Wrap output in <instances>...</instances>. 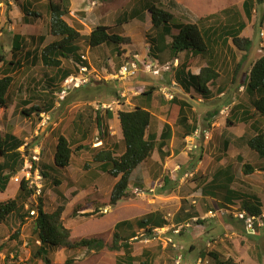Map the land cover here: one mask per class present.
<instances>
[{
  "label": "rangeland",
  "instance_id": "374dc122",
  "mask_svg": "<svg viewBox=\"0 0 264 264\" xmlns=\"http://www.w3.org/2000/svg\"><path fill=\"white\" fill-rule=\"evenodd\" d=\"M22 1L25 4L17 6L16 2L21 4ZM170 1L155 0V3L173 15V23L186 20L197 23L200 17L203 18L223 9L235 8L237 12L232 15L233 18L230 22H227L225 16L221 15L215 21H207L204 25L212 24V27L219 28L225 26L227 22L228 26L224 29L228 30L231 28L230 25L237 27L241 18L244 27L240 31V35L251 39V47L246 54L238 51L228 36L230 48L226 53L236 54L237 61L243 64L242 68L240 66L233 72L231 71L232 73L230 72V75L234 77L233 84L240 81L243 73H246L249 68V58L255 59L262 53L260 44L262 42L264 44V3L256 5L255 10L252 9L250 18L247 19L242 9L243 0H177L183 7ZM141 2H146V0H69L68 13L63 18L83 35L77 53H84L88 57L87 65L90 74L87 83L70 86L65 95L59 94L63 88L64 80V78L62 80L59 78L60 71L66 69L70 73H76L77 62L75 59L72 57L63 58L58 71L54 68L38 66L40 63L34 58L32 61L31 58H24L26 51L36 55L40 47L55 39V36L49 33L47 0H4L2 2L3 6H0V29L2 31L0 77L10 74L12 83L7 91V105L0 107V134L10 132L21 139L23 144L19 148L22 153V163L20 162L17 168L10 173L11 177L5 190L0 192V202L14 198L18 193L20 179L26 173H31L33 187L40 186V196L46 212L53 211L60 204L64 205L62 219L64 225L70 230V241L75 242L81 238L95 237L105 243V246L98 250H90L86 247L54 249L49 252L51 264H115L116 257L121 256L123 251H112L107 248V245L111 243L113 227L116 223L138 219V217L156 210L163 215L168 214V217H173L180 207H186L192 213L194 210L188 208L189 206L194 208L196 206L199 211L198 217H189L176 223L168 218L166 227L158 232H153V234L136 226L131 229L134 236L127 239V242L131 246V255L139 258L133 264H139L145 258L150 264H175L179 259V264H185L186 261L193 264L198 251L203 248L208 253H216L220 259L231 257L236 261V264H241L239 256L243 260V264H258V261L255 260L256 256L263 259L259 264H264V208H261L262 214L259 218L263 224L254 228L253 231L246 229L245 221L240 217L237 210L240 207L239 201H235L234 206H227V211H219L216 213L218 216L215 215V217L206 216L208 210L200 209L202 202L209 201L205 198L201 199L204 195L202 189L207 186L213 175V165H216L221 158L217 154L224 151L221 149V144L227 135L225 121L229 112L225 114L226 110L222 112V109L220 111L218 109V106L223 107L222 105L226 103L222 101L224 96L216 98L215 106L210 107L214 111L217 110V115L212 118L207 116V118L206 110L197 106L202 103L198 102L199 95L191 92L190 94L194 97L192 100L188 93L181 91L179 94L180 87L172 83V70L176 65V60L166 57L161 59L164 60L163 62L158 59L161 62L158 61V63L157 59L152 56V52L149 51L150 35H154V30L150 25L149 12L144 11L142 18L132 14L134 9L139 8ZM33 12L38 13L39 16L33 15ZM27 13H30L29 17ZM123 14H125L124 19L122 18ZM22 15L23 17H21ZM24 18L32 21L26 22ZM118 19L121 20L119 26H117ZM11 24L16 26L14 30L10 27ZM95 25L109 26L112 28L110 32L126 36L130 42L121 44L117 50L111 44H101L98 47L90 48L85 37ZM18 30L21 31L19 34L23 38L22 50L13 53L11 41L13 34H18L16 33ZM40 36L44 37L41 44ZM167 39L171 40V37H167ZM134 58L145 63L157 62L160 65L159 74H149L140 70L135 76L124 79L118 77L117 71L120 65L124 61ZM181 58L182 53L179 54L178 59ZM16 60L19 61L18 66L9 64ZM235 62L236 60L233 59L231 69L234 68ZM223 68L222 65L220 78L227 79L229 73H227L226 67ZM149 87L156 90L154 98L157 101V106L160 102L164 104L165 101H170V95L191 101V105L194 107L191 119L195 121V126L198 129L191 137L185 139L181 137L173 143L175 147L177 146V151L174 154L183 151L185 154L183 158H181L182 155H174L173 150L175 151V149L171 150V147L172 152L169 151V155L163 159L158 156L157 159L160 162L154 160L156 156L153 153L146 160L147 162H144L145 164L143 163L132 171L129 176L128 196L111 206L108 205L109 196L118 177L114 178L102 172L97 167V163L92 161V158L94 153L101 148L112 150L114 155L121 154L124 147L119 121L115 117L117 111L131 109L135 102L134 96L148 90ZM236 93L237 98L235 97V99H244L247 96L244 86ZM22 99H26V101L23 102ZM49 100L53 101V108L49 111L43 109L42 112H38L39 114L34 113L30 116L20 113L22 108L27 109L32 104L42 107L44 102ZM232 101L233 99L229 102L232 103ZM67 103L73 104L66 106ZM204 105H212V102H207ZM105 109L111 110L114 117L107 121V129H105L106 123L103 121L104 128L101 133L95 115L98 112L103 118ZM166 110L165 105L153 110L154 113H151L153 117L152 130L159 126L155 124L156 119L157 122H162L160 116H163ZM171 111H173V115H176V110ZM198 113H200V117H198ZM203 118H205L204 125ZM208 119L215 123H211ZM240 126L244 128L243 124ZM178 129L181 131L180 128ZM204 131L214 132L212 140H209L210 143H207L204 138ZM230 133L235 134V130H231ZM79 134L84 135L81 142L77 138ZM59 135L71 140L73 150L71 161L64 168L52 164L53 147ZM180 135H182V131ZM229 145L231 155L224 158L233 169V189L240 194L246 193L243 194L245 196L253 194L259 199H263L264 203V173L259 171L255 174H241V163L234 156L239 150L244 160L254 163L259 161L257 154L237 147L232 139ZM208 147L212 154V160L210 163L205 161L203 163L201 159ZM32 161L35 164H32ZM86 163L89 165L85 166ZM200 164H204L206 168L201 170L198 168ZM42 172L46 176H43ZM138 172L143 178V187L142 185L140 187L136 181ZM54 181L57 183L55 184ZM36 201V198L31 196L26 203L31 205ZM76 207L79 210L73 213V209ZM208 207L217 209V206H209V204ZM23 211L25 210L23 209ZM34 216L30 215L25 218V223L21 225L16 238L12 236L18 224L15 217L11 216L0 224V264H43L40 259L31 257L32 243L30 241L33 240L31 221ZM172 224H189V226H185L176 235L172 231ZM134 237L137 238L134 239ZM208 242L209 246L206 245ZM190 243L195 246L194 250H188ZM246 249L247 252H245ZM143 251L144 253L148 251L149 255L142 253ZM248 256L252 258V261ZM111 260L114 262L112 263Z\"/></svg>",
  "mask_w": 264,
  "mask_h": 264
},
{
  "label": "trees",
  "instance_id": "16d2710c",
  "mask_svg": "<svg viewBox=\"0 0 264 264\" xmlns=\"http://www.w3.org/2000/svg\"><path fill=\"white\" fill-rule=\"evenodd\" d=\"M174 0H171L173 3ZM264 0H243L242 9L247 19L250 18L252 9L256 5H262ZM69 0H47V11L49 13V33L55 36V39L45 44L37 50L36 55L28 52L24 58H34L37 60L41 67L54 68L59 71L63 58L72 57L77 63L80 62V57L77 52L79 51V42L83 38V35L79 31L68 24L63 18L68 13ZM144 11L149 12L151 27L155 32L154 37H150L149 44L151 52H161L164 49L170 50V58H177L178 54L183 51H190L192 55H212L214 53V46L217 44V40L222 39V43L227 42L228 36H230L232 45L238 50L245 52L249 51L252 41L248 37L240 35V31L244 27V23L241 22V18L237 23V27L230 25V29L225 30L227 23L221 28V35L217 36L218 30L212 32L210 28L202 27L201 20L199 23H179L174 25V28L178 32L172 35V14L163 9L155 0H147L139 5V8L134 9V15L143 17ZM237 12L235 8H227L219 13H212L206 18L217 19L221 15L225 16L226 21L232 19V15ZM35 16H39L38 13H32ZM28 17L30 13H27ZM123 14V19L125 18ZM26 22H30L29 19H25ZM120 19H118V25H121ZM228 20L227 22H229ZM235 27V28H233ZM111 27L105 25H95L90 29L88 35H86V42L90 48H95L101 44H111L116 50L121 44H127L130 39L126 36H121L119 33L110 32ZM166 37H171L169 42H166ZM44 37H39L40 44L43 42ZM23 38L20 34H13L11 41L12 52L16 53L22 50ZM262 53L256 58L248 69L247 81L244 83V91L250 96H255L251 99L250 107L254 112L245 110L244 123H248L253 117H257L250 126L254 130L253 135L244 132L240 137V140L252 151L264 163V44L261 47ZM161 60V59H160ZM0 61L2 59L0 58ZM87 64V60L83 61ZM11 65H19V61L10 62ZM187 64L178 65L175 70V81L184 89L190 88L195 90L202 97L208 99L211 97V91L208 88V83L212 82L217 73L212 66L206 65L199 69L197 74H191L186 71ZM60 80L71 74L68 70L60 71ZM73 74V73H72ZM12 83V77L8 74H4L0 77V107H6L7 105V91ZM155 88L149 87L148 90H144L140 93L141 96L151 98V95ZM49 94V93H48ZM52 102H44L42 107L36 104H32L27 109L22 108L20 113L25 116L31 114H39L43 111H49L52 108ZM29 104V103H28ZM187 105L184 102H180L179 114H184L185 107ZM39 112V113H38ZM210 115H216L217 110L210 112ZM113 112L109 109L104 110V117L96 112L95 120L100 127L99 131L103 132V121L106 123L105 129H107V121L111 119ZM181 116V122H185V117ZM117 118L122 135L123 151L119 155H114V152L107 148L98 149L92 158V161L97 163V167L104 173L118 179L112 186L108 205L114 206L120 200H123L127 195V189L129 184V176L132 171L136 170L140 164L150 158L153 150H157L160 157H163L166 152L162 150L163 147L168 145V141L171 137V130L168 124H164L160 135L157 137L156 132L151 129L152 114L146 108L135 104L131 109L117 111ZM226 124H234L233 120L229 117L226 118ZM191 132L188 131L189 135ZM23 142L10 132H4L0 134V192L4 191L9 180L10 173L17 168L22 160V153L19 148ZM227 141L224 143L226 148ZM53 165L56 167H66L71 161L73 150L71 148V140H67L64 136L59 135L56 139V143L53 147ZM35 164V163H33ZM86 163L85 166H88ZM242 172L246 175L254 170L249 163H243L241 167ZM43 176H46L42 172ZM224 175L214 176L213 184L223 186L221 180H225ZM136 178V177H135ZM136 179L140 187L142 185L141 180ZM27 180L22 177L18 184L17 195L6 201L0 202V224L4 223L9 217H15V221L18 223L13 232V238L19 235L21 225H24L25 218L30 217V209L35 210V216L32 217L33 221L31 227V236L33 240L31 257L34 259H40L43 264H51L49 258V252L54 249L66 248L73 249L77 247H86L90 250H98L105 246V243L101 239L95 237L81 238L75 242L70 241V230L67 228L62 219V213L64 211V205H58L53 211L46 212L43 208V201L40 194L37 195L36 203L29 205L26 209L25 204L29 201V198L34 194L35 188L27 186ZM55 184L57 183L54 181ZM226 184V183H225ZM85 185V183H84ZM219 186V187H220ZM221 188V187H220ZM228 191L230 198L236 196L234 189L228 190V185L221 188ZM192 208V207H188ZM23 209L25 211H23ZM186 207H180L174 214L175 223L178 221H184L187 218H191L193 213L190 210L185 211ZM79 209L74 208L73 213ZM245 211L249 216L259 217L261 216V204L257 197L244 196L241 197L240 207L238 212ZM194 212V211H193ZM166 223L163 218V214L160 211L149 212L138 219L124 220L118 222L113 227L112 240L107 248L112 251L122 250L121 256L116 257L115 264H133L135 260L139 258L131 255V246L127 242L134 236L131 229L138 227L145 232L153 234V229L156 227H163ZM144 232V231H143ZM146 233V234H147ZM37 243V244H36ZM144 253V251L142 252ZM144 254H148V251ZM149 255V254H148ZM213 256L214 253H209ZM148 257V256H147ZM262 258L258 257V261L262 262ZM113 263L114 261L111 260ZM264 262V261H263ZM139 264H150L148 259L140 261ZM219 264H236L235 260L231 257L223 258L219 261Z\"/></svg>",
  "mask_w": 264,
  "mask_h": 264
},
{
  "label": "crops",
  "instance_id": "0c3cea01",
  "mask_svg": "<svg viewBox=\"0 0 264 264\" xmlns=\"http://www.w3.org/2000/svg\"><path fill=\"white\" fill-rule=\"evenodd\" d=\"M2 1H4V0H2ZM147 1V0H146ZM171 2V1H170ZM174 2H176V4H180L181 5V3H179L177 0H174ZM142 3V2H141ZM140 3V4H141ZM172 3V2H171ZM15 4V3H14ZM16 4H17V6H19V5H24L25 3H23V1L21 2V4L20 3H18V2H16ZM3 6V5H2ZM17 6H14V7H17ZM182 7H183V5H181ZM185 8V7H184ZM224 10V9H223ZM253 10H255V9H253ZM222 11V10H221ZM220 12V11H219ZM218 12V13H219ZM210 15V14H209ZM209 15H207V16H204L203 18H199V21L201 20V22H202V27H204V28H210V29H212V32H214L215 33V31L216 30H218V32L216 33V35L217 36H213L214 38L216 37V38H219V36L221 35V33H219V32H221L222 30H221V28L222 27H217V28H215L214 26L212 27V24H208L207 26L206 25H204L207 21H215L216 19H210V18H206V17H208ZM21 17H23V15L21 16ZM173 17V16H172ZM218 19V18H217ZM227 19V18H226ZM22 20V19H21ZM228 20H231V18L230 19H228ZM227 20V21H228ZM24 21V20H23ZM198 21V20H197ZM196 21V22H197ZM199 21L197 22V23H199ZM187 22H189L188 20H186L185 22H177V23H173L172 22V29H171V34L172 35H174V34H176L177 32H178V30L176 29V28H174V25H176V24H179V23H187ZM230 22V21H229ZM192 23V22H191ZM227 23V22H226ZM151 25V24H150ZM219 25V24H218ZM10 27H12V29L14 30V27H16V26H14V25H12L11 24V26ZM224 27V26H223ZM152 28V27H151ZM153 29V28H152ZM19 32H21V31H17L16 33H18L19 34ZM125 33V32H124ZM155 36V32H154V35L153 34H151L150 35V37H154ZM166 42H169L170 40H168L167 39V37H166ZM261 43V42H260ZM259 46V45H258ZM263 46V42L260 44V48ZM229 48H230V45H229V43H228V39H227V42H225L224 44L222 43V39H220V40H217V44H216V46H214V53L212 54V55H199V54H197V55H192V53L190 52V51H183V52H180V53H182V58L179 60L178 58H179V54H178V56H177V58H174L175 60H176V65L173 67V80H172V83H174L175 85H178L179 87H180V89H178L179 90V94L181 93V91L182 92H184V93H188V95L191 93V92H195V90H193V89H189V90H184L176 81H175V78H174V74H175V70L177 69V67H178V65H181V64H187L188 66H187V68H186V71H189L191 74H197L198 72H199V69L201 68V67H203V66H206V65H210V66H212L213 67V69L215 70V72L217 73V77L212 81V82H210V83H208V88L210 89V91H211V97L210 98H208V99H206V98H204V97H202L200 94H198L197 92H195L197 95H199L198 97H197V99H198V102H202V103H200L199 105H197V106H200L201 108H202V110L204 109V110H206L205 112H207V114L205 115L206 117L207 116H209V117H213V116H216V115H210L209 113H210V111H214V109L212 110V108H210V107H214L215 106V103L217 102L215 99L216 98H219L220 96H224L223 97V99H222V101L223 102H226L224 105H222L223 107H219L218 106V109H219V111H220V109H222V110H226V113L225 114H227L228 112H229V115L227 116V117H229L230 119H232L233 120V122H234V124H227L226 125V121H225V128H227V131H226V133H227V135H226V137L223 139V141H222V144H221V149H223L224 151H222L221 152V154H220V152L217 154V156L219 157V156H221V158H219V160H218V163L216 164V165H213L214 167H213V170H212V176H211V178H210V180H209V182H208V184H207V186L206 187H204L203 189H202V193H204V195L202 196V198L201 199H203V198H205L208 202H202L201 204H200V209L202 210H205V209H207L208 211L210 210V211H213V213L216 215V216H218V214H216V213H218L219 211H227V206L229 207V206H234V203H235V201H239L240 203H241V197L243 198L245 195H243V194H246V193H242V194H240V193H238V192H236V196L235 197H233V198H230V196H229V193H228V191H226L225 189H221V188H223V187H225L226 185H228V190H231V188L233 189L234 187H232V183L234 182V176H233V169H232V166L230 165V164H228V163H226V161H225V158L224 157H230V155H231V150H230V142H231V139L232 140H234V142L236 143V145H237V147H241L243 150H247V152H251L252 154H255L256 155V153H254V151H252L251 149H249L241 140H240V137L243 135V133L244 132H247V133H249V134H251V135H253V133H254V130L252 129V127L250 126V124L253 122L254 123V120L255 119H257V117H253L252 119H250L249 121H248V123H244V113H245V110H248L249 112H254L253 111V109L250 107L251 105H250V102H251V99L252 98H255V96H250L249 94H247V96L244 98V99H235V97L237 98V93L236 92H239L240 90H242V86H244V83H246V81H247V76H248V70H247V72L244 74L243 73V76H242V78H241V80L240 81H238L237 83H234L233 84V76L232 75H230V72L232 71H234V69H236L237 67H240L241 66V68H242V66H243V64H240L239 63V61H237V58H235V55L236 54H233V53H230V54H226V53H228V50H229ZM262 49V48H261ZM149 51H151L150 50V44H149ZM27 53H28V51H26L25 53H24V56L25 55H27ZM159 53V55H157ZM162 53V54H161ZM152 54V56H154L155 57V59H157V62L159 61L158 59H165L166 57H170V50H168V49H164L163 51H161V52H152L151 53ZM261 54H259L258 56H256V58H258L259 56H260ZM231 58V59H230ZM249 58V57H248ZM255 58V59H256ZM87 59H88V57H87ZM137 59V58H136ZM233 59H235L236 60V62H235V66H234V68L233 69H231V67H232V60ZM250 60V63H248L249 64V67H250V65H251V63L255 60V59H251V57L249 58ZM33 60V58H31V61ZM139 60V59H138ZM252 60V61H251ZM140 61V60H139ZM162 62L164 61V60H161ZM142 62H144V61H140L139 62V66H141V63ZM156 62V63H157ZM160 62V61H159ZM158 62V63H159ZM30 63H32V62H30ZM89 63V62H88ZM151 63V62H150ZM154 63V62H153ZM157 63V64H158ZM161 63V62H160ZM41 64H39L38 66H40ZM222 65H223V67L225 68L226 67V70H227V73H229V76H228V78L227 79H221L220 78V75H221V73H220V67H222ZM223 68V69H224ZM249 69V68H248ZM57 70V69H56ZM244 71V70H243ZM139 72V71H138ZM231 72V73H232ZM8 75H10V74H8ZM226 75H228V74H226ZM226 78V77H225ZM242 81V82H241ZM236 91V92H235ZM155 92H156V90H154L153 91V93H152V95H151V98L149 99V97H146V96H141L140 95V93H137V95H135L134 96V104H133V106L135 105V104H138L139 106H142V107H144V108H146L148 111H150V113H152L153 112V110L154 109H156V108H158V107H160V106H166L167 107V110H166V112H165V114L162 116H160V121L162 120V122H157V119L155 120V124H156V126H158V127H156V129L154 130L155 132H156V135H157V137L160 135V132H161V130H162V127H163V125L166 123V124H168L169 126H170V130H171V137H170V139H169V141H168V145L167 146H165V147H163L162 148V150L164 151V152H166L165 153V155L163 156V157H160V155H159V153H158V151L155 149V150H153V152H152V154L154 153L155 155L154 156H156L155 158L156 159H154V160H158V162H160V160L159 159H157L158 158V156H159V158L160 159H163L164 157H166L167 155H169V151H171L172 149H175V151L173 150V154L177 151L176 150V148H177V146L175 147L174 145H173V143L174 142H177V140H179V139H181V137L182 138H186V137H191L192 135H193V133H194V131L196 130V129H198V127L197 126H195V121L193 120V119H191V117H193V115H191V114H193V111L192 110H194V107L191 105V101H187L185 98H183V97H178V96H172V98L170 99V101L169 100H167V101H165V103L163 104L162 102H160L159 103V105L157 106V101L155 100ZM191 95V94H190ZM189 95V96H190ZM194 96V95H193ZM191 99L192 100H194V97H192V95H191ZM233 99V101H232V103H230L231 102V100ZM215 100V101H214ZM21 101H23V102H25L26 101V99H22ZM230 101V102H229ZM180 102H184V104L185 105H187L186 107H185V112H184V114H179V112H180V109H179V106H180ZM193 102H195V101H193ZM207 102H212V105H204L205 103H207ZM227 102H229V103H227ZM29 104H32V103H29ZM64 104V103H63ZM71 104H73V103H67V104H65L66 106H68V105H71ZM53 108V107H52ZM171 110H176V115H173V111H171ZM221 110V111H222ZM154 113V112H153ZM231 113V114H230ZM180 115H182V116H184L185 117V122H181V116ZM190 115V116H189ZM112 117H114V115L112 116ZM116 118H117V116H115ZM198 117H200V113H198ZM205 117V118H206ZM226 117V118H227ZM205 118H203L202 119V121H203V125H204V119ZM208 118V117H207ZM210 122H211V120L210 119H208ZM208 120H207V122H208ZM191 125H190V124ZM211 123H215L214 121L213 122H211ZM212 124V125H213ZM241 124H243V126H244V128L243 127H241L240 125ZM151 125H153V117H152V122H151ZM197 125H198V121H197ZM238 125V126H237ZM178 128H180L181 129V131H182V135H180L181 134V131L178 129ZM175 129H176V132H175ZM249 129L251 130L250 132H249ZM184 130V131H183ZM231 130H235V134H232V133H230V131ZM188 131H190L191 133L188 135L187 134V132ZM76 132H77V130H76ZM205 132V131H204ZM207 132V131H206ZM46 134H49V132H46ZM208 134H209V136H208V139H206V141H207V143L209 142V140L211 139L212 140V138H213V136H214V132H212V133H209L208 132ZM230 134V135H229ZM63 136V135H62ZM83 134H79V136L77 137L78 138V140L81 142L83 139ZM65 137V136H64ZM230 137H231V139H230ZM204 138H205V136H204ZM205 141V142H206ZM227 141V144H226V148H224L223 146H224V143ZM56 143V142H55ZM210 143V142H209ZM209 145V144H208ZM245 145V146H244ZM168 147V148H167ZM172 147V148H171ZM170 148H171V150H170ZM54 149V148H53ZM208 150H205L206 152L204 153V157H202V159H201V162H203L204 163V161L205 162H207V163H210L211 162V160H212V158H211V152H210V149H209V147L207 148ZM172 152V151H171ZM151 154V155H152ZM174 155H177V156H180V155H182V157L181 158H183L184 156H185V154L183 153V151H182V153L181 152H178L177 154H174ZM235 159L239 162V163H241V167H242V164L243 163H249L253 168H254V170L252 171V172H250L249 174H255L256 172H259V171H262L263 173H264V163H263V161L259 158V157H257L258 158V160L259 161H256V162H251L250 163V161H248V160H244V158L242 157V155L240 154V152H239V150H238V152H236L235 153ZM151 157V156H150ZM223 157V158H222ZM256 157V156H255ZM254 157V158H255ZM52 162H53V159H52ZM147 162V161H146ZM145 162V163H146ZM144 163V162H143ZM142 163V164H143ZM144 163V164H145ZM53 164V163H52ZM142 164H140V166L142 165ZM67 167V166H66ZM241 167H240V172H241V174H243V175H245L243 172H242V170H241ZM258 167V168H257ZM164 168V167H163ZM198 168H200L201 170L202 169H204V168H206V166H204V164H200L199 166H198ZM166 169V168H165ZM150 170H151V168H150ZM148 172H150L149 170H148ZM220 174H222V175H224V177H226V179L225 180H221L222 181V184H223V186H220V184H218L219 186H217V185H215V184H213V182H214V176H216V175H220ZM249 174H246V175H249ZM264 175V174H263ZM136 177H137V179L138 178H140L139 180H141V182H142V187H143V178H142V176H141V173L140 172H138V175H136ZM224 177H221V178H224ZM226 183V184H225ZM248 196H253V197H257V196H255V195H253V194H249ZM247 197V196H246ZM257 199L259 200V203L261 204V208L263 209L264 208V203H263V199L261 200V199H259L258 197H257ZM208 204H209V206H214V207H216L217 206V209H210L209 207H208ZM180 207V206H179ZM208 207V208H207ZM192 210H194V212H192L193 213V215H192V217L191 218H195V217H198L199 216V214H198V209L196 208V206H195V208L194 207H192ZM238 210V209H237ZM185 211H188V209H186ZM207 211V212H208ZM207 212H206V216H208V214H207ZM176 213V212H175ZM174 213V214H175ZM261 213H262V211H261ZM215 215H214V217H215ZM163 218L165 219V221H168L169 219L168 218H171L170 220H174V215H173V217L172 216H170V217H168V214L167 215H163ZM164 226L166 227V223L164 224ZM163 226V227H164ZM156 228H159V227H156ZM156 228H154V229H156ZM177 235V234H176ZM207 246H209V242L206 244ZM194 248H195V246L194 245H192L191 243L188 245V250H194ZM204 251V252H203ZM245 252H247V249H246V251ZM247 254V253H246ZM227 255V254H226ZM209 255V253L207 252V250L205 251L204 250V248L202 249V250H200V251H198V253H197V255H196V258H195V260H197L198 258H201L202 259V261H203V264H219V261L221 260L220 258H219V256H217V254L216 253H214V255L213 256H210ZM227 258V257H226ZM239 258V260H240V262H241V264H243L244 262H243V260H241V257L239 256L238 257ZM248 258L252 261V258L250 257V256H248ZM194 260V261H195ZM255 260L256 261H258V256H256L255 257ZM236 262V261H235ZM188 262L186 261L185 262V264H187ZM260 262L258 261V264H259Z\"/></svg>",
  "mask_w": 264,
  "mask_h": 264
},
{
  "label": "built area",
  "instance_id": "2783aa9c",
  "mask_svg": "<svg viewBox=\"0 0 264 264\" xmlns=\"http://www.w3.org/2000/svg\"><path fill=\"white\" fill-rule=\"evenodd\" d=\"M2 0H0V6H2ZM2 36V31L0 29V37ZM80 57V62L77 63L76 67H77V72L76 73H71L69 75H67L64 80H63V83H62V90L60 91L59 94H63L65 95V93L67 92V88H69L70 86H77L78 84H85L88 82L89 80V68H88V65L83 63V61L87 60V56L84 54V53H81L79 55ZM88 62V60H87ZM139 60L134 58L132 60H126L124 61L118 71H117V76L124 79V78H127V77H131V76H135L137 74L138 71L140 70H143L144 72L146 73H149V74H154V75H157L159 74L160 72V65H158L157 63H153V62H149V63H145V62H142L141 63V66H139ZM166 68V67H164ZM116 74V73H115ZM170 97L172 98V96L170 95ZM224 110H222L223 112ZM204 136H205V139H208V132H204ZM34 163V161H32V164ZM29 167L31 168V165H29ZM35 171H37L35 169ZM29 172V171H28ZM24 178L28 181L27 182V186L28 187H33V181L31 179V173H26V175L24 176ZM35 188L34 190V194L32 195L34 198L40 194V186L37 185V187H33ZM25 208L27 209L29 207V204L26 203L25 205ZM240 217L241 219H243L245 221V227L246 229L249 231H253L254 228L256 227H259L261 226L263 223L259 220L260 217H255V216H249L244 210L243 211H240ZM208 215L210 216H214L215 214L213 213V211H208L207 213ZM29 215H35V210L34 209H30L29 211ZM173 226L171 228H173V233L174 234H178L185 226L188 227L189 224H172ZM165 227V226H164ZM164 228L163 227H159V228H156V229H153V232L157 231L158 230H163ZM137 237H134V239H136ZM154 239V238H153ZM169 241H171V239H168ZM180 260V259H179ZM179 260H177L175 262V264H179ZM187 264H190V263H187ZM193 264H203V261L201 258H198L197 260H195L193 262Z\"/></svg>",
  "mask_w": 264,
  "mask_h": 264
},
{
  "label": "clouds",
  "instance_id": "9594fccd",
  "mask_svg": "<svg viewBox=\"0 0 264 264\" xmlns=\"http://www.w3.org/2000/svg\"><path fill=\"white\" fill-rule=\"evenodd\" d=\"M260 217V216H259ZM256 228H258V227H256Z\"/></svg>",
  "mask_w": 264,
  "mask_h": 264
},
{
  "label": "water",
  "instance_id": "95a60500",
  "mask_svg": "<svg viewBox=\"0 0 264 264\" xmlns=\"http://www.w3.org/2000/svg\"><path fill=\"white\" fill-rule=\"evenodd\" d=\"M21 163H22V160H21Z\"/></svg>",
  "mask_w": 264,
  "mask_h": 264
}]
</instances>
